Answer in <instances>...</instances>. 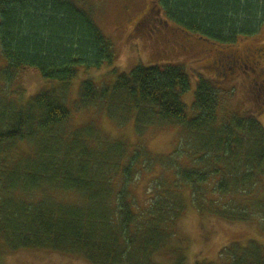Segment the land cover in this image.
I'll list each match as a JSON object with an SVG mask.
<instances>
[{"label": "trees", "instance_id": "16d2710c", "mask_svg": "<svg viewBox=\"0 0 264 264\" xmlns=\"http://www.w3.org/2000/svg\"><path fill=\"white\" fill-rule=\"evenodd\" d=\"M155 1L162 23L198 37L201 46L263 37L259 0ZM0 54L4 82L34 70L58 84L24 106L15 101L18 92L12 101L0 99V249L49 251L86 264H158L162 252L174 260L184 186L201 217L258 223L264 232V128L255 119L264 105L257 98L245 97L238 112L227 103L237 98L241 105L239 91L218 92L205 73L196 77L188 116L182 98L190 78L178 65L114 70L111 88L83 82L77 109H97L120 127L132 119L139 137L150 129L181 135L187 165L166 175V186L158 183L162 188L138 210L126 196L129 181L145 163L162 169L177 153L152 158L140 143L133 151L108 143L93 125L71 127L65 100L78 69L112 67L117 58L92 16L69 0H0ZM21 144L27 153L18 151ZM218 264H264V245H231Z\"/></svg>", "mask_w": 264, "mask_h": 264}, {"label": "rangeland", "instance_id": "374dc122", "mask_svg": "<svg viewBox=\"0 0 264 264\" xmlns=\"http://www.w3.org/2000/svg\"><path fill=\"white\" fill-rule=\"evenodd\" d=\"M79 9L89 13L102 34L113 45L117 56L112 67L103 66L100 69L79 68L76 77L70 82L65 103L70 111V125L75 129H85L93 125L98 128L108 143L118 141L128 145L131 151L137 144H142L152 158H168L172 153H177L171 161H167L170 167H155L144 164L142 172L135 174L129 181L127 187V197H131V202L139 210L150 204L153 193L162 188L158 183L166 186L165 176L175 174L176 170L186 166L181 135L178 131H162L158 129L148 130L143 137H139L134 130L133 120L125 126H116L103 112L97 109L79 110L78 99L81 84L85 81L93 82L98 88H111L116 81V74L128 73L135 67H152L159 65L182 66L190 78V89L183 95L182 101L186 107L188 116L192 114V103L196 89V75L205 76L210 69V82L217 87L218 92L234 91L241 85L233 80L224 77V72L218 70L215 73L212 65L215 45L203 42V46L196 45V36L189 37L196 47V51L189 55L180 54L179 45L183 42L181 36H186L171 23H162L164 16L158 11L155 0H69ZM158 9V10H157ZM170 25V26H169ZM263 36L259 41L251 42L257 46L264 43V30L259 35ZM200 40V39H199ZM222 45L228 50L237 45ZM244 45V44H242ZM243 47V46H242ZM253 47V46H252ZM264 48V46H262ZM214 58V57H213ZM264 66V62H262ZM5 62L0 54V69H4ZM244 79V78H243ZM215 80L219 81L217 83ZM57 82L46 81L34 71L29 70L16 77L12 82H4L0 79V99L12 101L13 92H18L15 101L24 106L30 98L43 90L57 87ZM214 87V88H215ZM243 92L248 93L246 89ZM227 94V93H226ZM224 96V95H223ZM233 109L240 112V102L230 100ZM226 102L224 106L227 105ZM231 107V106H230ZM224 110V109H223ZM234 111V110H232ZM259 113L260 109L253 110ZM255 119L260 120L256 115ZM260 125L264 128V121L261 119ZM92 128V127H91ZM95 132V130H94ZM20 153H27V145L21 144L18 150ZM185 157V158H184ZM149 162V161H148ZM150 163V162H149ZM175 177V176H174ZM181 193L183 214L177 224V239L170 245L176 250L177 258H183L184 264H218L220 254L231 245L238 244L245 246L249 241H257L264 245V232L258 223H228L215 216L204 215L201 217L191 201L190 190L187 186L178 189ZM129 200V201H130ZM170 249V248H169ZM173 254H157L155 260L158 264H173ZM0 264H86L85 261L77 257H69L49 251L21 250L7 251L0 249Z\"/></svg>", "mask_w": 264, "mask_h": 264}, {"label": "flooded vegetation", "instance_id": "af4514ba", "mask_svg": "<svg viewBox=\"0 0 264 264\" xmlns=\"http://www.w3.org/2000/svg\"><path fill=\"white\" fill-rule=\"evenodd\" d=\"M259 3L264 7V0H259ZM180 40L183 44L182 46L179 45L178 51L183 55H189L191 53L189 50H192L194 53L196 51V45L201 47L202 43L201 39H194L196 44L188 36H181ZM254 41L259 40L255 37L240 38L236 41L238 44L228 50L227 47L221 44L212 43L207 40L208 44L215 45L216 47L213 52L214 58L212 57V65L215 73L221 70L225 73V78L238 82L241 86L234 88L236 92L239 91L240 93L243 89L248 91V93L243 92L239 95L241 97V106L244 108L247 106L245 97L247 99L257 98L255 103L259 106L264 105V76L262 75V69L264 68L262 64L264 62V48L262 46H264V43L249 47V44ZM200 68L208 69L209 72L206 74L210 73L208 67L203 66ZM215 81L219 83V81ZM260 117L264 121V116ZM261 119L259 123H262Z\"/></svg>", "mask_w": 264, "mask_h": 264}]
</instances>
